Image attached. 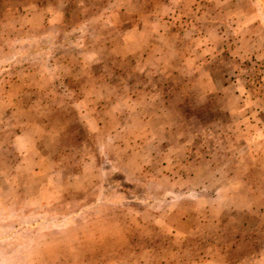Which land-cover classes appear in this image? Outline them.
Here are the masks:
<instances>
[{"label": "rangeland", "instance_id": "374dc122", "mask_svg": "<svg viewBox=\"0 0 264 264\" xmlns=\"http://www.w3.org/2000/svg\"><path fill=\"white\" fill-rule=\"evenodd\" d=\"M0 264H264V0H0Z\"/></svg>", "mask_w": 264, "mask_h": 264}]
</instances>
